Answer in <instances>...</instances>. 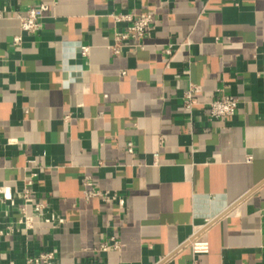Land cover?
Listing matches in <instances>:
<instances>
[{
  "label": "crops",
  "instance_id": "0c3cea01",
  "mask_svg": "<svg viewBox=\"0 0 264 264\" xmlns=\"http://www.w3.org/2000/svg\"><path fill=\"white\" fill-rule=\"evenodd\" d=\"M42 3V29L14 47L13 14ZM0 8V228L20 218L11 203L23 201L31 174L35 198L65 219L0 236V264L50 250L59 264H264V0ZM119 13L153 14L155 29L115 54V31L128 25L115 22ZM169 44H182L172 59ZM218 90L239 104L213 121ZM87 188L117 198L86 199ZM111 236L121 250L99 251ZM196 238L207 253H194Z\"/></svg>",
  "mask_w": 264,
  "mask_h": 264
},
{
  "label": "built area",
  "instance_id": "2783aa9c",
  "mask_svg": "<svg viewBox=\"0 0 264 264\" xmlns=\"http://www.w3.org/2000/svg\"><path fill=\"white\" fill-rule=\"evenodd\" d=\"M48 10V5L42 3L37 6H32L23 12H15L13 16L20 21L21 33L14 36L12 45L14 47H19L22 45L24 40V34H36L43 27L44 13ZM7 10L5 8H0V20L6 18ZM115 22H124L128 25L124 30L115 31V45L112 46V51L115 54L121 52V47L124 42L131 39L141 40L148 34H150L155 29V17L153 14H112ZM186 44V43H185ZM188 44V42H187ZM180 44L175 48L174 44H169L165 46L164 53L172 59L175 54L179 51ZM139 46H141L139 44ZM81 51L83 55H88L90 51L89 46H82ZM125 74V72H122ZM196 88L191 86L184 92L183 102L181 110L184 113L191 114L193 112L194 106L197 104V100L194 96ZM239 101L236 97L229 95L222 90H218V95L209 103L210 108V119L220 120L224 118H229L234 116L238 110ZM127 151L130 154L135 153V147L133 142L127 144ZM158 154H155L157 157ZM252 157L250 156L248 160L250 161ZM36 174H31L29 177L25 178L24 188L22 190L23 201L20 204L11 203V208L16 209L20 218L17 222L10 223L3 228H0V236L9 235L16 231H24L29 233L35 230L36 222L49 223L53 226H59L65 222V219L57 215L56 213L49 212L48 202H43L35 198V191L33 188L35 182ZM86 186H88V178L85 179ZM84 196L86 199L92 197H101L105 200L116 199L117 195H111L109 192H104L96 189H85ZM8 199L7 197L4 198ZM123 204V201L120 200ZM29 207H32V212L29 211ZM191 246L194 253H207L209 251V245L207 242L196 238L191 242ZM123 244L116 236H111L105 238L99 246V251L106 252L110 250H121ZM9 264H15L11 262ZM20 264H59L57 261V254L54 250L44 251L36 255H28ZM192 264H197L194 260Z\"/></svg>",
  "mask_w": 264,
  "mask_h": 264
}]
</instances>
